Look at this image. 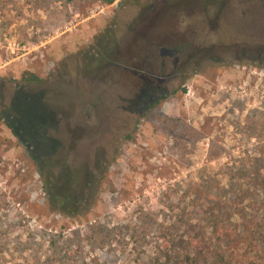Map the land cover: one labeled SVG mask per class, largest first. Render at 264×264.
Here are the masks:
<instances>
[{
    "label": "rangeland",
    "instance_id": "rangeland-1",
    "mask_svg": "<svg viewBox=\"0 0 264 264\" xmlns=\"http://www.w3.org/2000/svg\"><path fill=\"white\" fill-rule=\"evenodd\" d=\"M224 2L233 4L0 0V264H166L171 247L180 262L198 229L186 223L198 224L228 184L261 199L256 20L230 19L219 38L233 44L199 37L194 52ZM175 38L190 59L162 81L149 77L144 60ZM244 205L227 210L229 231L254 227L256 205ZM196 235L211 244L212 234ZM257 257L264 264L261 245Z\"/></svg>",
    "mask_w": 264,
    "mask_h": 264
},
{
    "label": "trees",
    "instance_id": "trees-1",
    "mask_svg": "<svg viewBox=\"0 0 264 264\" xmlns=\"http://www.w3.org/2000/svg\"><path fill=\"white\" fill-rule=\"evenodd\" d=\"M115 0H102L105 4H112ZM32 79H36L34 76L30 75ZM21 118L18 114L15 116ZM44 165L48 163V158L43 159ZM72 178V177H71ZM253 188H258L261 193V199L257 200L253 196H248V190L251 187L246 189L242 188V184L236 182H231L228 184V195L223 196L224 199L218 200L217 206L212 209L201 210L200 216L197 218V223L188 224L186 223L187 228L191 226L192 231H195L196 234L200 233L205 237L206 232L212 234L208 239L211 244H208L207 238L198 240L194 235L188 234L185 237V242L182 244V250L184 253V258L180 262L172 260L170 252L172 251L169 248V256L166 257V264H232V257L236 259L244 258L245 262L242 263V260L239 261V264H259L261 259L257 257L259 251V245H261V250L264 248V177H261V180L254 182ZM56 199V198H55ZM68 200V199H67ZM247 203H252L256 205L258 210L259 217L255 220L253 228L240 229L238 231H229L226 227V212L231 207H235L239 213L244 212L245 206L244 201ZM74 200L69 202L73 203ZM55 203V200L52 201ZM67 203V202H66ZM64 203L60 209L62 214L67 216H72L73 213L70 212L68 206ZM228 206V207H227ZM245 215V214H244ZM244 218V217H243ZM242 221V220H241ZM253 221V220H252ZM248 222V221H247ZM246 222L242 221L244 225ZM201 224V225H200ZM197 236V235H196ZM242 251L240 252L239 246L235 248L233 244L239 243L241 240ZM261 242V244H260ZM173 244V243H172ZM174 245V244H173ZM251 245V248L248 247ZM247 247V248H246ZM245 249V250H244ZM248 249V250H247ZM251 249V250H249ZM244 253V254H243ZM202 259V260H201Z\"/></svg>",
    "mask_w": 264,
    "mask_h": 264
},
{
    "label": "flooded vegetation",
    "instance_id": "flooded-vegetation-1",
    "mask_svg": "<svg viewBox=\"0 0 264 264\" xmlns=\"http://www.w3.org/2000/svg\"><path fill=\"white\" fill-rule=\"evenodd\" d=\"M233 4L229 5L227 8V2H224L218 9H215V24L217 28L215 30H209L208 32L204 33V36L200 34L197 39L195 38V46H194V52L200 50L202 42L199 39L205 38L208 36L209 41H212L210 43V47L217 46L218 44L225 45V44H233V43H227L230 42L231 39L229 37H226V40L224 42L223 39L219 38V35L221 32H227L228 30L232 29L231 26L233 22H230V19L238 18L244 19L245 21L252 17L256 20L258 29L261 31V38H263V41H260L254 45L251 46L252 50H255L256 53L261 54V61L264 60V0H231ZM217 5V4H216ZM226 6V7H224ZM199 15V14H198ZM232 27V28H231ZM241 30V31H240ZM237 31L240 32L239 35L244 34L243 33V25L240 24V26L237 24ZM229 32V31H228ZM227 32V33H228ZM195 34L198 33L195 31ZM204 39V40H206ZM173 42L167 45L160 46L158 50V56H150L149 60L146 61L148 69L142 64L141 69L143 71L150 72L151 75H148L149 77L154 78L157 81H162L165 79V77L169 76L172 72L175 71V68L180 64L183 65L186 60H189L191 57L190 52H186L188 50L185 49L184 44L185 41L183 40V43L178 42V38H175L174 40L171 39ZM177 41V42H176ZM237 43V41H235ZM247 48L248 46H242V48L237 51L241 56L247 57ZM259 49V50H256ZM236 53L237 56H239ZM168 66L170 67V72L168 70ZM139 68V69H140ZM150 68V69H149ZM157 69L160 73L155 74L153 73V69ZM130 70H134V68L131 66L129 67ZM144 73V72H142ZM165 73L167 76H165ZM155 75V76H154ZM158 75H161L158 77ZM175 75V74H174Z\"/></svg>",
    "mask_w": 264,
    "mask_h": 264
}]
</instances>
